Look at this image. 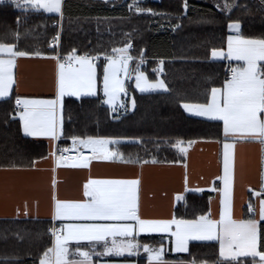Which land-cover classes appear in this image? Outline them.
<instances>
[{
	"label": "trees",
	"instance_id": "1",
	"mask_svg": "<svg viewBox=\"0 0 264 264\" xmlns=\"http://www.w3.org/2000/svg\"><path fill=\"white\" fill-rule=\"evenodd\" d=\"M184 2L135 0L139 7L159 14L154 16L137 13L135 7L130 10L128 5L133 0H63L62 56L73 48L79 55H98L101 87L104 53L112 54L113 47H123L130 39V54H142L145 60L140 70L150 82L164 80L169 91L139 94L130 83L123 100L127 103L134 98L136 106L119 113L104 103L101 94L67 99L62 112L64 135L58 149L67 147L73 136L111 138L121 141L114 147L125 156L149 161L156 158L159 165H173L185 161V156L171 146L177 139L185 142V148L188 141L223 139L221 122L189 116L181 105L209 102L211 88L221 87L228 78L226 64L213 62L210 56L213 48L226 49L230 22L241 24L245 38H264V0H187L186 12ZM226 2L233 5L230 13L223 10ZM59 20V15L25 11L5 2L0 4V42H16L21 50L52 55L50 42L57 32L54 23ZM177 24L180 27H174ZM17 31L21 33L18 42L12 35ZM129 33L130 37L126 35ZM138 62L132 61L134 68ZM16 98L14 94L0 101V165L15 162L18 168H26L31 161L45 158L48 148L45 142L22 134ZM208 207V195L188 193L185 204L176 207L175 217L207 215ZM51 226L50 221H0V264H39L43 253L52 246ZM260 243L264 244V223L260 225ZM141 244L156 247L166 243L162 238L143 237ZM190 248L198 256L207 254L209 260L218 258V245L214 243L193 244ZM165 258L182 260L187 254L168 253ZM145 262L142 258L139 264ZM240 264H253L252 258H243Z\"/></svg>",
	"mask_w": 264,
	"mask_h": 264
},
{
	"label": "snow or ice",
	"instance_id": "2",
	"mask_svg": "<svg viewBox=\"0 0 264 264\" xmlns=\"http://www.w3.org/2000/svg\"><path fill=\"white\" fill-rule=\"evenodd\" d=\"M6 0H0L4 4ZM17 8L25 11L31 9L45 13H56L63 17V0H7ZM109 3V0H104ZM131 10L135 7L137 13L148 12L159 15L151 9H144L133 3L128 5ZM219 8L220 5L217 4ZM233 5L227 2L223 10L231 12ZM188 8L184 2L185 12ZM19 24V21H17ZM174 27H180L179 24ZM230 32L236 36L227 37V51L222 48L211 50L213 59H228L242 61L241 67L231 69V78L226 79L221 87L211 88L210 102H185L183 109L197 117H206L213 121H222L223 124V175L219 176L223 182L221 209L219 219H213L211 214H201L193 219H148L139 214L138 186L139 179H89L84 185L86 201H64L55 199L53 220L65 221L58 229L53 228L51 235L53 245L43 253L39 264H93L92 256H128L138 255L140 248L147 253L148 264H170L164 257L163 247L153 248L148 244H141L136 237L141 234H167L172 240L174 253L187 254L186 259L179 264H240L241 257L252 258L253 264H264V244L259 243V221L256 219L235 220L233 218V180L235 148L241 142H258L264 146V38H244L239 35L241 24L230 22ZM12 35L18 42L20 32ZM28 35V33H25ZM129 37L131 34H126ZM60 35L52 38L50 47L53 54L45 56L39 50L30 52L21 50L18 43L0 42V100L11 95L15 83L13 69L18 58L39 57L55 61L56 64V98L50 100L16 98L15 110L23 126L25 136L45 138L49 142L59 141L64 135L63 129V99L64 97L95 96L97 94V64L98 55L85 53L77 54L75 48L67 55L59 54ZM133 45L131 40L123 47H113L112 54L104 53L102 65V90L106 103L113 112L117 108V98L126 94L125 79L131 75L130 63L136 59L135 86L141 93L163 90L169 91L164 80L150 82L140 70L145 60L143 55L134 57L130 54ZM163 64V61L160 62ZM132 107L136 101L133 98ZM125 108L124 103L119 104ZM15 118V117H13ZM72 147L64 148L57 154L56 150L49 153L54 162L53 172L63 166L90 168V160L83 159L84 152L71 164L64 152H76L85 149L91 153L92 160L104 162H120L124 164L147 165L157 164L158 160H141L138 156H125L119 148L110 149L109 145H119L120 140L87 136L71 137ZM139 142V141H132ZM184 141L177 139L172 147L176 148L181 156L187 154L183 146ZM189 145L194 141H188ZM264 151V149H262ZM36 160L30 162L29 167H35ZM18 169L15 162L0 165V170L10 171ZM264 180V173L261 175ZM185 192H201V188H188V177H184ZM55 185V180H53ZM213 190H216L215 188ZM181 194L176 200H184ZM249 211H252L249 206ZM26 214V213H25ZM259 218L264 221V199L260 201ZM117 237L123 239H117ZM131 238V239H127ZM88 242V250L81 248V242ZM212 242L218 244V258L209 260L207 254L198 256L190 248V242ZM75 243L76 248L70 251L69 245ZM102 245L103 251L96 252V246ZM78 259H69V257ZM258 258V260H257Z\"/></svg>",
	"mask_w": 264,
	"mask_h": 264
},
{
	"label": "crops",
	"instance_id": "3",
	"mask_svg": "<svg viewBox=\"0 0 264 264\" xmlns=\"http://www.w3.org/2000/svg\"><path fill=\"white\" fill-rule=\"evenodd\" d=\"M19 9L24 10L23 8ZM40 11L43 12V10ZM45 14L53 15L52 13ZM229 35L236 36L237 33L229 31L228 36ZM239 35H241V31ZM224 51H227V45ZM45 56L47 57L50 55ZM210 60L213 62H224L226 66L231 64L233 68L243 65L242 61L213 59L211 56ZM95 62L97 64L98 74V65L100 61L98 59ZM261 63L264 64V62ZM56 71V64L52 59L35 56L18 58L16 67L13 69L15 83L13 84L11 95L3 100L9 99L14 94L17 98L19 97L21 99H55ZM121 78L124 79L122 74ZM99 82L98 78L97 94L95 96H82L80 98L66 96L63 99V105L64 102L70 98L80 100L83 98H94L100 94L103 95L102 81L101 87ZM125 83L127 90L129 89V87H127L128 80L127 82L125 80ZM131 83H134L133 88L139 94L165 92L163 90H156L141 93L135 86V80L133 82L132 79ZM127 92L126 94H120L118 96L115 113H119L122 109H125L119 107L121 102L126 105L127 110L132 108L131 101L125 103L126 100H123ZM105 99L104 97V100ZM186 113L195 118L213 121L206 117H197L188 112ZM218 122L222 124V121ZM20 125L22 134L24 135L21 121ZM24 137L34 141L45 142L48 148V155L38 160L35 167L18 168L10 171L0 170V221H50L52 223L51 228L54 225L60 227L63 223H71L53 220L55 199L79 202L86 201L87 197L84 195V185L89 179H139L138 203L139 214L142 218L171 219L175 216L176 207L185 204L187 194L196 193L198 195L209 196L207 215L210 213L213 219H219L223 182L218 179V177L223 175L224 137L220 141H196L188 145L186 147L187 154L185 155V161L182 164H147L141 167L138 164L104 162L92 160L91 157H82L83 159L91 161L90 168L63 166L57 168L55 172L52 171L54 162L49 156V153L53 150H58V141L49 142V140L45 138H34L25 135ZM109 147L112 150L116 149L114 145H109ZM262 149H264V146L260 145L258 142H241L236 145L232 189L233 218L238 221L247 219L258 220L259 236L260 225L264 223V221H260L259 218L260 201L264 199V180L261 178L262 173H264V151H262ZM75 160L76 158H72L68 160L67 163L71 164ZM185 175L188 177V188H201L203 191L185 192ZM53 180H55V185H53ZM214 188L216 190H213ZM177 194L183 195L185 199L177 201ZM249 206H251L252 211H249ZM143 237L162 238V241L166 244L153 248L163 247L166 253L165 257L168 253L176 256L183 255L170 251L174 245L167 234H141L138 235L136 239L141 243ZM117 239L123 238L117 237ZM210 243L218 245L215 241H193L190 242V247L193 244ZM80 246L82 249L88 250L87 241H82ZM69 248L70 251H74L76 248L75 243L70 244ZM102 251V245H97L96 252ZM147 255L148 254L143 251L142 247L138 255L128 256L127 253L123 256L93 255L92 261L93 264H139L140 259L145 258L146 262L142 264H148ZM129 257H134L135 259L129 260L127 259ZM243 258L250 257H241L240 260ZM69 259H78V257L70 256ZM166 260L169 261L170 264H179L180 261Z\"/></svg>",
	"mask_w": 264,
	"mask_h": 264
},
{
	"label": "built area",
	"instance_id": "4",
	"mask_svg": "<svg viewBox=\"0 0 264 264\" xmlns=\"http://www.w3.org/2000/svg\"><path fill=\"white\" fill-rule=\"evenodd\" d=\"M54 27H55V29L57 30V32H56V35L57 34H59L60 35V42H59V46L57 47V49H56V51L59 53V54H61V51H60V47H61V39H62V18H60V20L59 21H57V22H55L54 23ZM51 42H52V40H51ZM51 42H50V44H51ZM50 49L52 50V48L50 47ZM233 68V66L231 65V64H229L228 66H227V73H228V78L227 79H230L231 78V69ZM16 111V110H15ZM61 139V138H60ZM72 147V141H70V143L68 144V146L67 147H65V148H71ZM61 150H63V149H58L57 150V154H59L60 153V151ZM80 152H84V156L83 157H91V153L90 152H88L87 150H85V149H80L79 151H76V152H64L63 154H64V156L66 157V158H69L68 160H70V159H72V158H77L79 155H80ZM67 160V161H68ZM53 228H59L58 226H56V225H54L51 229H50V231H49V235H50V237L52 238V240L54 241V238L52 237V235H51V232H52V229Z\"/></svg>",
	"mask_w": 264,
	"mask_h": 264
},
{
	"label": "rangeland",
	"instance_id": "5",
	"mask_svg": "<svg viewBox=\"0 0 264 264\" xmlns=\"http://www.w3.org/2000/svg\"><path fill=\"white\" fill-rule=\"evenodd\" d=\"M53 15H59V14H56V13H52ZM60 16V15H59ZM135 69L136 68H134L133 66H132V63H130V65H129V70H130V72H131V75L129 76V77H127V78H124L125 80H126V82H127V80H128V83H127V87L129 86V84L131 83V81H132V79H133V82H134V80H135V75H136V71H135ZM102 71H103V68H102ZM126 84V83H125ZM133 85H134V83H133ZM134 87V86H133ZM127 91H128V89H127ZM151 164V163H150ZM52 239V238H51ZM52 241V240H51Z\"/></svg>",
	"mask_w": 264,
	"mask_h": 264
}]
</instances>
